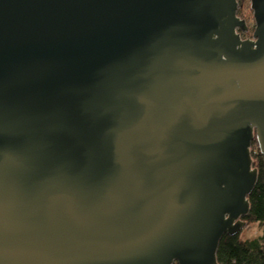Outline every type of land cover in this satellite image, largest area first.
I'll list each match as a JSON object with an SVG mask.
<instances>
[{
	"label": "water",
	"instance_id": "95a60500",
	"mask_svg": "<svg viewBox=\"0 0 264 264\" xmlns=\"http://www.w3.org/2000/svg\"><path fill=\"white\" fill-rule=\"evenodd\" d=\"M0 0V264H219L264 157V0Z\"/></svg>",
	"mask_w": 264,
	"mask_h": 264
},
{
	"label": "trees",
	"instance_id": "16d2710c",
	"mask_svg": "<svg viewBox=\"0 0 264 264\" xmlns=\"http://www.w3.org/2000/svg\"><path fill=\"white\" fill-rule=\"evenodd\" d=\"M247 1L238 0L240 9ZM240 17L244 19L243 16ZM247 35L248 32H242V37L247 39ZM251 149L253 167L258 171V181L253 192L248 196L250 213L244 220L248 222L247 227L257 224L262 228V233L255 236H248L244 232L225 235L217 253L219 264H264V157L259 151L256 139Z\"/></svg>",
	"mask_w": 264,
	"mask_h": 264
},
{
	"label": "rangeland",
	"instance_id": "374dc122",
	"mask_svg": "<svg viewBox=\"0 0 264 264\" xmlns=\"http://www.w3.org/2000/svg\"><path fill=\"white\" fill-rule=\"evenodd\" d=\"M240 15L244 17L249 28L247 39H252V35L256 28V23L254 20V12L253 10H251V0H248L246 5L242 9H240V7L238 8V16L240 17ZM241 232H244L248 236H255L260 235L262 233V228L259 227L257 224H251L248 227L246 225V227H244Z\"/></svg>",
	"mask_w": 264,
	"mask_h": 264
},
{
	"label": "flooded vegetation",
	"instance_id": "af4514ba",
	"mask_svg": "<svg viewBox=\"0 0 264 264\" xmlns=\"http://www.w3.org/2000/svg\"><path fill=\"white\" fill-rule=\"evenodd\" d=\"M244 38V37H243ZM244 39H246V38H244Z\"/></svg>",
	"mask_w": 264,
	"mask_h": 264
}]
</instances>
